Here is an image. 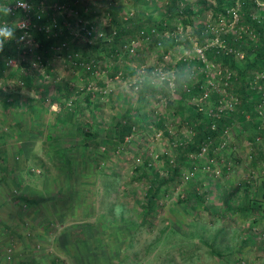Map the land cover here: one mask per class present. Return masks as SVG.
<instances>
[{
    "label": "trees",
    "instance_id": "16d2710c",
    "mask_svg": "<svg viewBox=\"0 0 264 264\" xmlns=\"http://www.w3.org/2000/svg\"><path fill=\"white\" fill-rule=\"evenodd\" d=\"M28 1L33 7L27 32L35 45L30 47L17 44L15 41L5 42V48L0 52V81H2L0 96H7H3L2 103L0 102V165H2L0 174L5 178V187L2 186L0 189V208L5 210L7 217L2 222L5 235L1 238L6 245L0 241L4 249H0V261L17 259L15 264H124L129 255L126 249L130 248L135 241L138 225H150L151 221L153 222L156 213L155 199L163 195L165 189L162 185L164 186L165 182L176 176L178 168L174 167L172 175L161 180L157 178V172L152 177L149 174L142 176L143 178L148 177L146 179L148 187L142 204L144 212L140 215L139 224L113 215L93 214L95 213L92 203L93 190L83 189L85 182L82 179L83 177L87 179L88 176L93 178L97 171H105L106 164L109 167L115 160L113 158L111 161L109 158L104 162V158L110 154L109 152L118 149L112 142L109 147L107 145L100 147L101 138L103 135H106V138L113 135L114 142H124V137L132 135L134 128L139 127L136 121L140 120L141 115L135 114L134 107L129 105L130 110H126L125 114H122L121 118L112 122L110 126L102 127L87 123V119H91L93 112L97 111L95 103L98 99V92H95L92 87L87 88L91 85L89 82L93 79L97 81V84L103 85V82H100L103 79L100 74H105L109 79L117 76L118 71L123 74L124 69L120 70L119 65L121 63L129 65V60L135 53L134 43L141 37H144V50L155 51L156 56L161 59L167 47H174L177 42H181V38L173 34L169 27L170 19L179 16L184 24H189L197 34L196 39L199 45H206L202 50L205 57L219 62L220 66L226 65L229 68V75L222 79L223 85L226 90L230 83L235 86L237 92L235 91L234 95L238 100L235 103L237 110L230 113L242 119L243 113L249 114L257 104H261L264 100V81L260 82L259 88L257 87L255 91L249 88L248 80L251 67H256L258 64L264 65V39L259 40L258 46L253 49L254 52L250 56L245 52V61L242 64L235 60L232 49L226 51L225 47L218 44L204 42L211 33L205 26L204 20L199 19L211 6L199 3L195 10H192V6L189 3L182 4L184 2L182 0H165L161 11L162 16L153 20L145 16L142 11L122 16L117 12L116 0H108L109 19L104 31L102 30L97 35L91 23H84L82 28L79 27L76 30L74 24L77 20L74 15L69 17L65 12H54L52 8L53 3L74 8L76 14L83 19L85 16L90 17L92 2L45 0L49 7L45 12L37 15L36 6L33 3L38 0ZM213 1L211 14L221 16L226 14L225 7L229 6V0ZM145 2V0H134V4ZM250 3V0H240L242 18L247 20L258 34L264 36V18L256 19L250 16L248 11ZM253 4L254 2L251 5ZM23 13L24 10L19 7L13 10V15L16 17ZM1 15L0 17L7 20L10 18V16H4L3 13ZM165 29L170 30L171 33L162 38L159 33ZM20 33L21 29H17L16 35ZM234 40L237 41L236 46L245 48L238 38ZM157 44H160L162 49L156 48ZM17 49L20 51L23 49V53L18 52ZM8 56L16 59L15 66L6 64ZM57 58L63 60L68 77L63 79L58 77L59 71L55 68ZM200 64L203 62L198 58H179L175 65L173 79L181 96L197 92L203 96L206 95L204 93L207 89L202 88L201 83H189L184 88L182 82V77L186 74L184 71L190 74L191 70ZM38 66L49 74V82L47 79L41 82L34 81L35 68ZM12 77L18 78L19 82L13 81ZM82 77L85 82L81 85L77 84ZM23 86L34 91L35 100L31 99L26 104L19 102L16 98L17 92ZM146 89V85L141 86L139 91L141 93ZM252 92H256V96L248 102V97L252 95ZM47 94H49V99ZM171 103L172 101H168V104ZM218 103L217 101L216 105ZM16 107L20 111L22 109L21 115H19L20 111H16ZM187 113L190 116L189 125L193 129V138L179 144L176 148L177 152L180 155L187 152H198L203 145H207L210 151L212 141L215 143L214 139L230 122V116L222 113L208 115L200 111V108L188 109ZM94 121H96L95 118ZM256 122L257 120L254 124ZM154 125L157 128L163 126L159 120H156ZM33 127L43 129L42 135L37 132L41 137L38 144L40 147L42 144V148L49 152V159L53 163V166L49 168V174L41 170L42 163L37 162V165L41 166L39 171H36L35 167L29 163V166L25 165L27 159L34 157L32 151L23 158V163L17 162L18 156L14 154V147H16L15 151L19 152L20 141L30 139L29 133L35 129ZM19 132H21L20 135ZM255 136L261 137L260 134L253 135L251 138L253 144H255ZM13 137L14 140L11 139ZM7 140L13 142L11 147L6 145ZM222 169H226V166ZM15 170L21 172L23 179H25L24 176L30 178L41 174V186L36 188L31 183H26V186L22 187L23 179L17 180V174L13 176ZM47 178L48 181L45 184ZM104 184L110 185L106 182ZM192 194L203 201L202 195L196 191ZM261 204L243 192L240 202L232 204L230 208L242 212L247 208L253 210L257 206L260 208ZM203 207L207 209V206ZM67 217L70 220L63 225L62 222L67 221ZM57 226L60 228L57 229ZM176 227L177 224H174L175 230ZM45 233H53L50 246L56 252L49 250V242H47ZM181 234L184 235V231ZM154 239L146 242L147 246ZM218 251L211 249L210 252L218 254ZM254 255L257 256V254ZM238 257L242 258L241 255ZM131 259H133L131 264L140 262V259L134 257ZM232 264H240V262L235 261Z\"/></svg>",
    "mask_w": 264,
    "mask_h": 264
},
{
    "label": "rangeland",
    "instance_id": "374dc122",
    "mask_svg": "<svg viewBox=\"0 0 264 264\" xmlns=\"http://www.w3.org/2000/svg\"><path fill=\"white\" fill-rule=\"evenodd\" d=\"M90 1L93 3L91 15L85 16L82 20L83 23H91L95 34L99 35V32L104 31L109 19L107 13L109 2ZM145 1L134 4V0H116L117 12L125 16L142 11L153 20L160 18L165 0ZM182 1H184L182 4L189 3L192 10H195L199 3L211 7L214 5L213 0ZM250 1L248 5L250 16L263 19L264 0ZM239 2L240 0H229V6L225 7L226 14L222 16L211 14L209 7L199 20H204L211 33L204 42L218 44L228 51L232 49L235 60L243 64L245 52L250 56L264 36L258 34L249 22L242 18ZM67 15L71 17L73 14L69 12ZM181 19L175 16L169 21L172 33L177 34L181 42H177L174 47H167L161 59L156 56L155 51L144 50V37H141L134 43L135 53L129 60V65L124 63L119 65L120 70L124 69L123 74L118 71V75L111 79L105 74H100L103 78L100 82H103V85L97 84L93 79L89 82L91 85L87 88L92 87L98 92V99L95 103L97 111L93 112L91 119H87V123L102 127L110 126L112 122L120 119L126 110H130L129 105L134 107L135 114L141 115V118L135 120L139 127L134 128L132 135L125 136L122 143L114 142L113 135L107 138L106 135L102 136L100 147L106 145L109 147L112 142L118 148L109 152L104 162L109 158L111 161L114 158L115 161H112L109 167L106 164L105 171H97L93 178L83 177L82 180L85 182L83 189L93 190L92 203L95 212L93 214L113 215L139 224L140 215L144 212L142 204L148 187L146 180L148 177L142 176L149 174L152 177L157 172L159 180L165 179L172 175V170L177 167L176 176L162 185L165 189L163 195L155 199L156 213L153 222L151 221L150 225H138L135 241L126 249L129 255L124 264H131L132 257L140 259L138 264H232L235 261H239L240 264H264V100L261 102L260 113L255 108L249 114L243 113L242 119L231 114V111L237 110L235 103L238 100L234 95V92H237L235 86L230 83L226 90L223 85L222 79L227 76V72L230 73L229 68L205 57L202 50L206 45H199L197 34ZM170 33V30L165 29L159 34L165 38ZM234 38L242 41L247 50L242 46H236L237 41ZM157 47L162 49L160 44H157ZM179 58L202 60L203 64L191 70L190 73L196 75L190 84L201 83L202 88L207 89L206 95L197 92L181 96L173 79ZM55 68L59 71L60 79L68 77L61 58L56 59ZM35 69L34 81L41 82L47 79L49 82V74L45 73L42 67L38 66ZM249 71V88L256 91L260 82L264 81V65L258 64ZM184 73L185 76L189 74L187 71ZM11 79L19 82L16 77ZM84 82L85 79L82 77L77 84L81 85ZM145 85L147 89L140 93L139 89ZM17 93L16 98L21 104H26V101L31 99L35 100L34 91L26 86ZM215 94L218 96L217 100ZM3 96L6 95L0 96V102ZM46 96L49 99V94ZM255 96L256 92H252V97ZM168 101L172 103L168 104ZM230 101L232 105L228 103ZM198 108L208 115L222 113L230 116V122L214 139L215 143L212 141L210 151L207 145H203V149L198 152L180 155L177 146L193 138L187 110ZM156 120L163 126L155 127ZM255 120L256 124L259 122V126L254 124ZM256 134H260L261 137H254L255 145L251 138ZM46 157L49 159V155ZM41 162L45 164L46 160L42 158ZM52 166L53 163L49 159V168ZM223 166H226V169H222ZM105 182L110 185H105ZM161 190L160 187V192ZM195 191L202 195L203 201L196 195L193 196L192 192ZM243 192L253 200H258L262 206L260 208L257 206L254 210L247 208L242 212L232 210L230 207L240 202ZM203 206H207V209ZM69 220L67 217V221L62 224H67ZM172 224L173 226L177 224L176 230ZM56 228L59 229L60 226ZM183 231L184 235L181 234ZM52 236L53 233L46 236L47 242L49 250L56 252L50 246ZM153 238L154 241L147 246L146 242ZM210 248L219 250L218 254L210 252ZM240 255L242 258L238 257ZM7 260L0 261V264H15L17 259Z\"/></svg>",
    "mask_w": 264,
    "mask_h": 264
},
{
    "label": "crops",
    "instance_id": "0c3cea01",
    "mask_svg": "<svg viewBox=\"0 0 264 264\" xmlns=\"http://www.w3.org/2000/svg\"><path fill=\"white\" fill-rule=\"evenodd\" d=\"M252 98H253L252 95H250L248 97V100H249L248 102H251ZM26 102H29V101H26ZM1 103H2V101H1ZM51 107H53V105H51ZM17 110L20 111V109H16V111ZM21 112H22V109H21L20 113L19 112H17V113H19V115H21ZM45 117H47V116H45ZM41 118H42V115H41ZM257 125H258V123L256 124V126ZM33 128H35V129H33L29 133L30 139L19 142V146H20L19 149H18L19 152L15 151L16 147H14V152H15L14 154L16 156H18L17 162H20V161L22 162L23 158H25V156L28 154V152H31L32 151L34 157L31 158L32 160L31 159H27L25 161V165L29 166L28 165V163H29V164H31V166H34L35 167V170L37 171L41 167V166H38L37 165V162L38 163H42L41 162V159L44 158L46 160V162H45V164L42 163L43 164V166H42L43 168L41 167V170L43 169V171L45 172V174H49L48 173V171H49V159L46 157L47 155H49V152H48V150L42 148V144H41V147L38 144V140L41 139V137L38 135V133H40L42 135L43 129H37L36 127H33ZM20 134H21V132H19V135ZM11 139L14 140V137L11 138ZM26 142H28V145H26ZM12 144H13L12 141L7 140L6 145L8 147H11ZM24 147H26V148H24ZM0 166H2V165H0ZM36 167H38V169H36ZM3 169L5 170V167ZM16 174H17V180H22L23 179L22 178V175H21V172L19 173L18 170H15L13 176L16 175ZM24 177H25V179H23L22 187L26 186V183H29V184L31 183L36 188H38L39 186H41V174H37V175H35L33 177H30V178H28V176H24ZM48 178L45 180V184L48 181ZM2 186L5 187V178H3V176L0 174V189H1ZM6 218L7 217H6V214H5V210L3 208H0V241L4 245H6V242H4L3 238H1L2 235H5V229L3 228L4 226H3L2 222H4L6 220ZM46 235H49V234H46ZM0 249L1 250L3 249V247L1 245H0ZM4 257H5V255H4ZM4 257H3V259H4Z\"/></svg>",
    "mask_w": 264,
    "mask_h": 264
},
{
    "label": "built area",
    "instance_id": "2783aa9c",
    "mask_svg": "<svg viewBox=\"0 0 264 264\" xmlns=\"http://www.w3.org/2000/svg\"><path fill=\"white\" fill-rule=\"evenodd\" d=\"M87 1H89V2H92V1H90V0H87ZM25 3H27L28 5H29V7H30V10L29 11H25L24 9H22V10H24V13H23V15H21V16H18V17H16V16H14L13 15V10L15 9V8H17V5H16V0H0V5H5V4H8V6L10 7V8H12V13L9 15L10 16V18H8V20L7 19H5V18H3V17H0V24H3L4 22H6L7 21V23H14V22H17V21H26L27 22V24H28V27H29V24H30V20H31V12H32V4H31V2H29L28 0H25ZM48 2H46L45 0H38L37 2H35V3H33V4H35V6H36V14L37 15H39V13H41V12H45V10L49 7V4H47ZM93 4V3H92ZM69 6V5H68ZM52 8L55 10L54 12H61L62 11V13H72L74 16H75V19L77 20V21H75V26H76V30H78V28L80 27V28H82L83 27V20H82V17L81 16H78L77 14H76V11L74 10V8H70V7H67V6H65V5H62V4H56V3H53V5H52ZM2 13H0V15H1ZM2 16V15H1ZM28 27L26 28V29H24V30H21V33L18 35V37L20 36V35H22L24 32H27V29H28ZM28 33V32H27ZM99 34H100V32H99ZM28 37H29V39H30V35H29V33H28ZM22 45H24V46H30V47H32L33 45H35L34 43H32V41L30 40V43H25V44H22ZM17 51L18 52H20V53H23V49L20 51L19 49H17ZM226 51H228L227 49H226ZM10 60L12 61V63H10ZM16 63H17V61H16V59L13 57V56H8L7 57V59H6V64H10V65H16ZM227 76L229 75V72H227V74H226ZM226 76V77H227ZM262 76V75H261ZM259 88V87H258ZM204 94H206V92L204 93ZM235 102V101H234ZM233 102V103H234ZM229 104H231L232 105V102L230 101V102H228ZM260 106H261V104H257L256 105V110H257V112L258 113H260ZM204 147V146H203ZM203 147H201V149H203Z\"/></svg>",
    "mask_w": 264,
    "mask_h": 264
},
{
    "label": "clouds",
    "instance_id": "9594fccd",
    "mask_svg": "<svg viewBox=\"0 0 264 264\" xmlns=\"http://www.w3.org/2000/svg\"><path fill=\"white\" fill-rule=\"evenodd\" d=\"M16 5L17 7L22 8L25 11L30 10V7L27 3H25V0H16ZM0 13H3L4 16H9L12 13V8H10L8 4L0 5ZM27 27H28V24L26 21H17L12 24L7 23L6 21L3 24H0V52L4 50L5 45H6L5 42L15 41L17 44L30 43V39L28 37L27 32H24L19 37L16 35L17 29L24 30ZM10 63H12L11 60H10ZM195 75L196 73H190L182 77L184 88L187 87L188 84L191 83L195 79ZM121 91L123 90L121 89Z\"/></svg>",
    "mask_w": 264,
    "mask_h": 264
}]
</instances>
